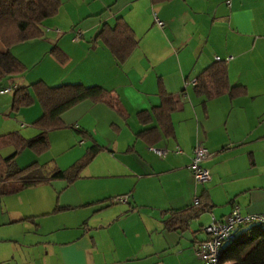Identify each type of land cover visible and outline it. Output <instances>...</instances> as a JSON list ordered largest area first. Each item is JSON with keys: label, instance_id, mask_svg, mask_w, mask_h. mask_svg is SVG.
Returning a JSON list of instances; mask_svg holds the SVG:
<instances>
[{"label": "crops", "instance_id": "1", "mask_svg": "<svg viewBox=\"0 0 264 264\" xmlns=\"http://www.w3.org/2000/svg\"><path fill=\"white\" fill-rule=\"evenodd\" d=\"M64 1L72 7L65 9L60 2L57 14L44 21L42 38L9 49L26 70L6 79L2 87H28L37 81L48 87L98 86L117 97L124 118L103 104L89 101L63 113V126L57 130L68 128L89 142L72 156L66 152V163L71 166L91 146H97L99 152L70 185L53 181L0 197V219L10 222L0 226L17 227L23 221L36 220L37 228L46 236L53 239L55 234V240L29 246L43 245L39 248L41 264H92L78 246L77 240L83 235L67 236L85 217L77 210L95 209L86 219L99 221V216H105L100 221L103 223L98 222L99 227L133 215L138 219L129 217L130 221L141 219L142 224L153 214H158L162 227V212L189 208L194 197L204 195L211 207L187 225L186 231L192 236L191 253L180 249V242H187L180 234L186 231H166L162 227L174 238L176 264H200L195 256L196 245L206 239L202 228L211 218L223 219L234 206L242 215L264 214V0ZM117 18L129 26L137 40V47L121 65L104 46L93 42L100 27H112ZM157 22L162 26L158 27ZM77 33L80 36L74 42ZM54 47L66 56L65 64H58L49 54ZM215 57L221 61L230 58L222 62L228 85L244 87V96L229 99L222 95L206 101L194 95L192 82L213 65ZM158 84L175 105L170 114L172 137L147 146L135 138L136 133L149 128L137 121L136 114L158 106ZM8 95L0 94V135L17 132L24 138L36 136L38 131L32 124L41 115L39 102L32 96L30 106L12 113ZM57 130L46 135L48 150L60 138L55 135ZM99 136L102 140L95 139ZM68 141L65 138L70 148ZM196 141L209 154L202 164L209 175L203 184L194 183L189 171ZM150 147L165 148L166 153L159 158L148 150ZM42 155H27L26 159L44 164L39 162ZM14 163L22 168L20 157L16 156ZM69 166L58 167L65 170ZM120 196H128L124 204L127 208H111L106 214V204L116 205L112 199ZM61 208L66 210L53 212ZM141 210L149 215L142 216ZM64 232L65 240L60 239ZM89 240L94 251L95 239ZM46 245L55 249L46 250ZM12 253L10 264L21 263L20 253ZM158 253L141 252L144 258L158 255L162 264L166 256ZM134 257L131 253L127 261H134Z\"/></svg>", "mask_w": 264, "mask_h": 264}, {"label": "trees", "instance_id": "2", "mask_svg": "<svg viewBox=\"0 0 264 264\" xmlns=\"http://www.w3.org/2000/svg\"><path fill=\"white\" fill-rule=\"evenodd\" d=\"M166 2L168 0H156ZM59 0H0V83L2 80L15 78L25 72V67L15 59L9 49L15 45L43 37L44 21L53 18L60 7ZM93 42H98L109 52L117 65L123 64L137 47L133 31L121 19L117 18L112 27L103 24ZM58 64L66 62V56L56 47L49 51ZM15 88V87H14ZM11 92L10 112L16 113L32 104V96L41 106L40 117L32 126L38 134L24 138L17 132L0 135V150L11 147L12 153L7 157L0 155V197L15 195L28 188L47 185L53 181H63L66 185L78 179L80 172L99 152L97 146L89 147L84 154L65 170L47 164L32 162L18 168L14 158L24 150L36 156L48 151L46 135L50 131L62 128L61 115L83 101L103 104L115 110L120 118L123 113L118 108L117 97L101 87H85L81 84H65L48 87L37 81L28 87H17ZM193 93L204 100H212L222 95L234 99L245 95L242 86H229L225 64L214 62L195 79ZM158 106L136 114L137 121L146 128L136 133L135 138L145 145L157 144L162 138L172 137L170 114L175 110L174 102L158 84ZM153 124V126H151ZM198 206L193 205L179 211L161 213V224L166 231L182 233L187 230L190 221L198 218L211 205L205 196L197 197ZM66 208L56 209L60 212ZM236 237L220 246L218 264H264V227L258 225L244 226Z\"/></svg>", "mask_w": 264, "mask_h": 264}, {"label": "rangeland", "instance_id": "3", "mask_svg": "<svg viewBox=\"0 0 264 264\" xmlns=\"http://www.w3.org/2000/svg\"><path fill=\"white\" fill-rule=\"evenodd\" d=\"M60 2L64 4L65 9H70L72 7V3L66 4L64 0H60ZM48 20H46L45 22H47ZM45 22L43 23V26H45ZM0 49H3L1 45ZM4 84H6L5 79L1 81L0 89L4 88L2 87V85ZM11 92L8 95L9 97L11 95ZM34 100L36 99L34 98ZM12 117L13 115L10 114V118ZM0 119H2L1 116ZM55 133V135L60 136L59 140L53 144L52 148H50L46 153H44V155L40 157L39 162L47 164L48 168L53 166L55 168L61 169L62 167L60 168L58 166H65L63 167L64 169L66 168V166H69V164L65 161V153L68 152L72 156L75 151L80 149V147L82 148L84 146H82V144H86L88 146L89 142L87 143L85 140L81 139L78 134L70 131L68 128H65L64 130H57L55 131ZM70 133H72L73 136ZM100 136L105 141H109V137H103V134H100ZM100 136L97 138L95 137V139L102 140ZM64 137L67 139V141L69 140L68 144L70 148H68V146L66 145ZM70 138L73 141H70ZM11 153V147H6L0 150V155L2 157H7ZM27 155L32 158L36 157L33 153L28 150L22 151L17 155V157H20L19 164L21 167L27 166L29 163L36 161H28L29 159H26ZM124 204L125 203H116V205L114 204L111 206L110 203H107L106 206H109V208L107 209L108 212L106 214L110 213L109 210L111 208H127V205ZM2 208L4 210L3 205ZM93 210L95 209H91L90 207L77 210L79 213L82 214V216L85 217H83L82 221L78 223V230L77 226L73 227L74 229L70 230V232L67 234L68 238H79V236L83 235V237H80L77 240L78 246L84 249L85 258L87 257L88 261L92 262V264H159L158 255H152L146 258L142 257L141 252L147 253L149 251H158V254H164V256L166 257L164 258L162 264H176L177 258H174V254L176 252L177 247L175 244L173 245L174 238L165 230H163V228L159 224L158 214H153V216H150L152 219H147L146 221L143 220L142 224L141 219L130 221V219L132 218L129 217H133V219H138L136 218V215H133L128 216L126 218H122L121 220L117 219L116 221H114L110 225H106L105 227H99V225H97L98 222L103 221L106 217L99 216L101 218L99 221H97V219H93V217L86 219L88 213L92 212ZM140 214L142 216L149 215V213L144 210H141ZM6 216L10 217L8 214H6ZM9 223V221H4L3 218L0 219V224ZM21 224L22 226L18 224L17 227H14L13 224L0 226V257H2V259H0V262H3V264H10L11 261L9 252L13 251L12 254H15L17 252L20 253V260H22V262L18 264H41V260L39 258L40 251L42 249L40 250L39 248H43V245H34L35 247L29 246L32 245L33 242H41L42 240H55V234H53V239L50 238V236H46L42 232V229L37 228L36 220H34L33 223L29 221H23V223ZM154 230L160 233L156 234ZM160 234L162 235L164 242L169 243L170 246H167L166 243L163 242V239L161 238ZM180 235H182V237L187 240V242H180V249H182L186 254L191 253L190 251L192 250V248L190 247V241L192 236H190L187 231ZM64 236L65 232L64 234H62V237L60 239L63 238V240H65ZM89 238L93 239V241L95 239L96 247L94 251H92V247L90 246ZM45 247V249H49V251L55 249L53 248V245H46ZM131 253H133V256H135L134 258H136L132 262L127 261V258L131 256ZM50 264L55 263L54 261H52Z\"/></svg>", "mask_w": 264, "mask_h": 264}, {"label": "built area", "instance_id": "4", "mask_svg": "<svg viewBox=\"0 0 264 264\" xmlns=\"http://www.w3.org/2000/svg\"><path fill=\"white\" fill-rule=\"evenodd\" d=\"M158 27L162 24L157 22ZM80 33L75 35L74 42L79 38ZM230 58L221 61L218 57L214 58L215 62H227ZM195 82H192L194 84ZM14 88V87H13ZM13 88H2L0 94H8ZM157 157L161 158L165 155V148L157 149L148 148ZM207 150L202 146L200 141H196L192 149V156L189 164L191 178L196 184H203L208 181L209 175L206 169L202 167L203 162L208 158ZM128 196L116 197L112 199L113 203H125ZM194 207L198 206V199L194 197L192 200ZM258 225L264 227V214L242 215L239 209L234 206L229 215L223 219H210V222L202 228L206 235L204 241L196 245L195 256L200 264H218V252L221 245L232 241L236 237V232L240 227Z\"/></svg>", "mask_w": 264, "mask_h": 264}]
</instances>
